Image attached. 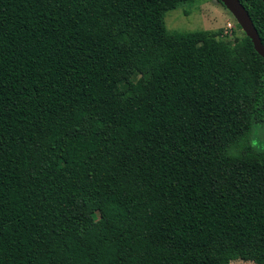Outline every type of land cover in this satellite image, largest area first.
Listing matches in <instances>:
<instances>
[{
    "label": "trees",
    "instance_id": "trees-1",
    "mask_svg": "<svg viewBox=\"0 0 264 264\" xmlns=\"http://www.w3.org/2000/svg\"><path fill=\"white\" fill-rule=\"evenodd\" d=\"M194 1L0 0V264H264V57Z\"/></svg>",
    "mask_w": 264,
    "mask_h": 264
},
{
    "label": "rangeland",
    "instance_id": "rangeland-1",
    "mask_svg": "<svg viewBox=\"0 0 264 264\" xmlns=\"http://www.w3.org/2000/svg\"><path fill=\"white\" fill-rule=\"evenodd\" d=\"M164 23L168 30H221L218 38L234 42L244 35L231 12L220 0H196L182 3L165 13ZM251 143L258 149H264V123L254 125ZM231 264H254L252 261L234 259Z\"/></svg>",
    "mask_w": 264,
    "mask_h": 264
},
{
    "label": "water",
    "instance_id": "water-1",
    "mask_svg": "<svg viewBox=\"0 0 264 264\" xmlns=\"http://www.w3.org/2000/svg\"><path fill=\"white\" fill-rule=\"evenodd\" d=\"M222 4L231 12L240 25L246 36H248L253 44L255 51L264 57V44L261 42L257 29L255 28L249 13L242 5L240 0H220ZM264 4V0H262Z\"/></svg>",
    "mask_w": 264,
    "mask_h": 264
}]
</instances>
